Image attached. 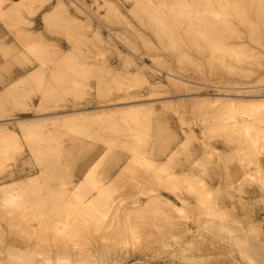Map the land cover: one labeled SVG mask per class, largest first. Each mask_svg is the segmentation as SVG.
Returning <instances> with one entry per match:
<instances>
[{
    "label": "rangeland",
    "instance_id": "rangeland-1",
    "mask_svg": "<svg viewBox=\"0 0 264 264\" xmlns=\"http://www.w3.org/2000/svg\"><path fill=\"white\" fill-rule=\"evenodd\" d=\"M28 1L0 5L11 83L38 71L0 70V264H264V0Z\"/></svg>",
    "mask_w": 264,
    "mask_h": 264
},
{
    "label": "bare ground",
    "instance_id": "bare-ground-1",
    "mask_svg": "<svg viewBox=\"0 0 264 264\" xmlns=\"http://www.w3.org/2000/svg\"><path fill=\"white\" fill-rule=\"evenodd\" d=\"M6 1V0H5ZM8 1V3H9V7H7V8H4V9H7V10H5L6 11V14H7V12L9 13V11H11V12H13V10H17V9H19L20 7H23V6H26L28 3L27 2H29L28 0H7ZM10 1V2H9ZM33 1V0H32ZM219 1V0H218ZM2 2H4V0H0V5H1V3ZM37 2V1H36ZM216 2V1H215ZM34 3V2H33ZM41 3V2H40ZM43 3H44V0H43ZM218 3V2H217ZM3 4V3H2ZM11 5V6H10ZM39 5V4H38ZM258 5H259V3H258ZM4 7V6H3ZM6 7V6H5ZM28 7H31L30 6V4H29V6H27V8ZM25 8V7H24ZM23 8V9H24ZM4 9H2V10H4ZM22 9V8H21ZM39 9V8H38ZM37 9V10H38ZM2 10H1V12H2ZM27 10V9H26ZM60 10V8L58 7V6H56V7H53V9H51L50 11H48V12H44V16H45V18H46V20L47 19H56L58 16H57V14L59 13L58 11ZM63 10V9H62ZM29 11V10H28ZM0 12V14L2 15V13ZM15 12V11H14ZM5 13V12H4ZM3 13V15H5ZM16 14V13H15ZM30 14V13H29ZM13 14H11V16H12ZM8 16V15H7ZM10 16V15H9ZM10 16V17H11ZM15 15H13V17H14ZM44 16H42V18L44 17ZM60 16V15H59ZM5 17V16H4ZM17 17V16H16ZM1 20V19H0ZM5 20H6V17H5ZM52 20H51V22H52ZM57 20V19H56ZM8 21H10V20H8ZM18 21H20V19L18 20ZM26 21V20H25ZM42 21H43V19H42ZM60 21V20H59ZM2 23H3V19H2V21H1ZM21 22V21H20ZM24 22V21H23ZM44 22V21H43ZM47 22H49L48 20H47ZM9 23V22H8ZM54 24V23H53ZM3 25H4V23H3ZM6 25V24H5ZM4 27V26H3ZM6 28V27H5ZM7 30V29H6ZM8 32V31H7ZM26 33V32H25ZM37 33L36 32H33V34H31V32H30V34L28 35L29 37H28V39H29V42H28V39H26L24 36L26 35H21V36H23L22 37V40L21 41H24V45H26L27 47L28 46H32V45H35L36 43H37V40H35L36 42L34 43V35H36ZM39 34V33H38ZM96 35H98L97 33H96ZM16 36V35H15ZM32 36V37H31ZM37 36V35H36ZM35 36V37H36ZM39 36V35H38ZM14 37V36H13ZM27 37V36H26ZM20 38V37H19ZM42 38V37H41ZM41 38L39 39V40H41ZM43 40V39H42ZM17 41V40H16ZM29 43V44H28ZM32 45H31V44ZM38 43H39V41H38ZM40 43H42V42H40ZM18 44H19V42H18ZM5 46V45H4ZM4 46H3V48H4ZM8 46V45H7ZM41 46V45H40ZM39 46V44H38V47H40ZM6 47V46H5ZM26 47V48H27ZM42 47V46H41ZM54 47V46H53ZM8 48V47H7ZM24 48V47H23ZM56 48V47H55ZM58 48V47H57ZM56 48V49H57ZM0 49H2V45H1V48ZM14 49V48H13ZM12 49V50H13ZM39 49V48H38ZM37 49V50H38ZM48 49V48H47ZM49 49H51V48H49ZM48 49V50H49ZM53 50H54V48H52ZM4 49H2V51H3ZM11 50V49H10ZM29 50H31V48L29 49ZM39 50H41V49H39ZM38 50V51H39ZM58 50V49H57ZM6 51V50H5ZM46 51V50H45ZM55 51V50H54ZM8 51H6L5 52V55L4 56H10L8 53H10V52H8ZM32 52L34 53H36L37 54V52H36V50L35 51H33L32 50ZM40 52V51H39ZM51 52H52V50H51ZM6 53H7V55H6ZM34 53V54H35ZM48 53V52H47ZM46 53V54H47ZM60 53V52H59ZM62 53V52H61ZM40 54H43L42 52H40ZM63 55V54H62ZM34 56V55H33ZM32 56V57H33ZM39 56V55H38ZM48 56V55H47ZM1 57H3V56H1ZM5 58V57H4ZM4 58H2V59H4ZM7 58V57H6ZM46 58V57H45ZM42 59V58H41ZM49 60H51V59H49ZM58 60V59H57ZM63 60V59H62ZM64 61V60H63ZM39 62V61H38ZM39 63H41V62H39ZM54 63V62H53ZM13 64V63H12ZM55 64V63H54ZM43 66V65H42ZM63 66V65H62ZM148 67V66H147ZM53 68V67H52ZM55 68V67H54ZM38 69V68H37ZM58 69V68H57ZM35 68L34 69H31V70H29L28 72H25V73H23V74H21L22 76H20V77H18L17 78V80L16 81H14V82H12L11 84H9L8 85V87H6L7 89L8 88H10V87H13V86H17V85H21V84H23V85H25V84H29L31 81H32V77L34 76V74L33 73H36L35 72ZM54 70V69H53ZM53 70H51V71H53ZM59 70V69H58ZM37 71V70H36ZM38 72V71H37ZM70 72V71H69ZM59 73V72H58ZM140 73V72H139ZM138 72H136V74L138 75L139 74ZM64 74H66L65 72H64ZM170 74V73H169ZM36 75V74H35ZM38 75V74H37ZM49 75H52V74H49ZM139 75H141V73L139 74ZM55 75H53V77H54ZM70 76V75H69ZM32 78V79H31ZM29 79H31V80H29ZM170 79V78H169ZM39 80V79H38ZM54 80V79H53ZM173 79H170V81H168L170 84L172 83V86L174 87L176 84H174L173 83V81H172ZM30 81V82H29ZM35 81V80H34ZM57 81L59 82V80L57 79ZM29 82V83H28ZM39 82V81H38ZM45 83V82H44ZM60 83V82H59ZM39 84V83H38ZM174 84V85H173ZM40 85V84H39ZM125 85H127V84H125ZM151 85V84H150ZM40 86H42V85H40ZM48 86V85H47ZM24 87V86H23ZM46 87V86H45ZM49 87V86H48ZM28 88V87H27ZM37 88V87H36ZM54 88V87H53ZM127 88V87H126ZM7 89H5V90H7ZM29 89V88H28ZM49 89V88H48ZM8 90H11L12 91V88L11 89H8ZM7 90V91H8ZM25 90V89H24ZM23 90V91H24ZM45 90V89H44ZM57 90V89H56ZM11 91H9V92H11ZM27 91V90H26ZM41 91H43V90H41ZM48 91V90H47ZM15 92V91H14ZM13 92V93H14ZM16 93V92H15ZM15 93L13 94V95H15ZM22 93V92H21ZM20 93V94H21ZM41 93V92H40ZM39 93V94H40ZM42 93H44L45 94V92H42ZM49 93V92H48ZM52 93V92H51ZM243 93V92H242ZM241 93V94H242ZM23 94V93H22ZM73 94H75V93H73ZM18 95H19V93H18ZM43 95V94H42ZM17 96V95H16ZM41 96V95H40ZM195 96V95H194ZM197 96V95H196ZM223 96V95H222ZM226 96V95H225ZM11 97V96H10ZM15 97V96H14ZM13 97V98H14ZM21 97V96H20ZM19 97V98H20ZM199 97H205L204 95H200ZM12 98V97H11ZM18 98V97H17ZM18 98V99H19ZM51 98H53V97H51ZM74 98H76V97H74ZM196 98V97H195ZM202 98V99H203ZM206 99H207V96L205 97ZM204 98V99H205ZM221 98H223V97H221ZM135 99V98H134ZM199 99L200 98H198L197 99V101L198 102H201L202 100L200 99V101H199ZM217 99H218V97H217ZM225 99H227V96L225 97ZM12 100V99H11ZM53 100V99H52ZM14 101H16V99L14 100ZM14 101H13V103H14ZM196 100L194 101V103L196 104V102H197ZM222 101V100H221ZM223 101H225L224 99H223ZM222 101V104L224 103ZM233 101H235V100H232V103H234ZM238 103L237 104H239V102L240 103H246V102H244V101H248V102H250V105H252L253 104V106H255L254 105V103H260V101H264V99H262V98H259V99H252V100H244V101H242V100H236ZM54 102H55V100H54ZM17 103V102H16ZM38 103H40V102H38ZM202 103V102H201ZM252 103V104H251ZM18 104V103H17ZM198 104V103H197ZM200 104V103H199ZM221 104V103H220ZM219 104V105H220ZM260 104H264V103H260ZM14 105V104H13ZM16 105V104H15ZM38 105V104H37ZM37 105H33L32 106V108L34 109V110H37V109H39V110H41V109H43L42 107H41V109L40 108H38L39 107V105L37 106ZM234 105V104H233ZM244 105V104H243ZM243 105H241L242 107H243ZM259 105V104H258ZM236 107H240L239 105H235ZM255 107H257V106H255ZM20 108V107H19ZM53 108V107H52ZM145 108V107H144ZM46 109H48V108H46ZM45 109V110H46ZM44 110V109H43ZM139 110V109H138ZM138 110H136V112L138 111ZM144 110V109H143ZM133 111V110H132ZM150 111V110H149ZM97 112V111H96ZM94 110H93V112H89V110H82V109H75V110H73V111H71V112H68V113H62V114H56L54 117H52V118H57L58 120V122H63V121H65V122H69V123H76V122H78V123H83V122H87V121H91V122H93V120L95 119V118H97V119H100L101 117H99L100 116V114L101 113H96ZM118 112V111H117ZM94 113H96V114H94ZM138 113L139 112H137V115H138ZM149 113V112H148ZM94 114V115H93ZM113 114V113H112ZM117 114V113H116ZM123 114V113H122ZM135 114V113H134ZM141 114V113H140ZM145 115V113H143L142 112V115L141 116H144ZM150 114V113H149ZM148 114V115H149ZM64 115V116H63ZM103 115H104V113H103ZM120 115V114H119ZM129 115V114H128ZM131 115V114H130ZM137 115H135V116H137ZM95 118H94V117ZM108 116H109V114H108ZM107 116V117H108ZM141 116H140V118H141ZM147 116V115H146ZM117 117V116H116ZM120 117H122V116H120ZM120 117H119V119H120ZM30 118H34V117H21V118H17L16 119V125H15V129H20V131L21 132H23V131H29L30 130V128L33 126V124H31L30 123V121H32ZM51 118V119H52ZM110 118V117H109ZM137 118H138V116H137ZM103 119V118H102ZM114 119V118H113ZM135 119H136V117H135ZM56 120V119H55ZM63 120V121H62ZM104 121V120H103ZM137 121V120H136ZM56 122V121H55ZM64 123V122H63ZM139 123V122H138ZM62 126V125H61ZM143 126V125H142ZM135 128V127H134ZM7 139V138H6ZM9 140H11V138L9 139L8 138V141ZM6 141V140H5ZM5 143H7V141L5 142ZM8 144V143H7ZM131 150V149H130ZM132 156H134V155H132ZM136 162V161H135ZM127 165V164H126ZM125 167V166H124ZM92 168V167H91ZM125 170V169H124ZM260 170V169H259ZM89 171V170H88ZM87 171V172H88ZM90 173V172H89ZM259 173V172H258ZM263 174V176H264V173H262ZM261 174V175H262ZM85 175H88V173H85ZM89 176V175H88ZM30 177V176H29ZM83 177H87V176H83ZM189 177V176H188ZM183 178H185V177H183ZM183 178H182V182H183ZM190 178V177H189ZM193 178V177H192ZM263 178V177H262ZM83 179V178H82ZM85 179V178H84ZM89 179H90V181L92 180V178L91 177H89ZM88 179V180H89ZM187 179V178H186ZM87 180V178L85 179V180H80L78 183H76L75 184V188H77L78 189V191H80V189H82L83 188V185L85 184V183H87V182H89ZM189 180V179H188ZM197 180V179H196ZM94 181H95V179H94ZM193 181V180H192ZM178 182V181H177ZM90 183V182H89ZM88 183V184H89ZM95 183V182H94ZM97 183V182H96ZM196 183V182H195ZM194 183V184H195ZM92 184V183H91ZM90 184V185H91ZM183 184H184V182H183ZM94 185V187H96L95 186V184H93ZM99 185V184H98ZM189 185H190V183H189ZM197 185V184H196ZM93 187V188H94ZM107 187V186H106ZM98 188V187H97ZM108 188V187H107ZM169 188V187H168ZM194 188V187H193ZM76 190L74 189V192H75ZM77 191V192H78ZM100 192V191H99ZM108 192V191H107ZM90 193V192H89ZM102 193H103V191H102ZM96 195V194H95ZM104 196V195H103ZM106 196V195H105ZM95 198H96V196H94ZM75 198V197H74ZM76 199V198H75ZM178 201H179V199H178ZM177 201V202H178ZM181 203V202H180ZM164 204V208L162 207V206H160V205H163ZM165 205H170V206H172V205H174V202L172 201V200H170V199H168V198H166V197H164V198H160L159 196H153V197H151V199H150V201H149V203L147 204V206L149 207V208H152V209H154V208H156V209H160V210H163V209H167V208H165ZM166 207H168V206H166ZM173 207V206H172ZM170 208L171 207H169V209H167V210H170ZM164 211V210H163Z\"/></svg>",
    "mask_w": 264,
    "mask_h": 264
},
{
    "label": "crops",
    "instance_id": "crops-1",
    "mask_svg": "<svg viewBox=\"0 0 264 264\" xmlns=\"http://www.w3.org/2000/svg\"><path fill=\"white\" fill-rule=\"evenodd\" d=\"M39 15H40V17H39V20L37 21L38 24L41 23V14H39ZM1 32H5L2 25H0V33ZM7 37H8L7 32H5L4 34H0V43L2 45H5V46H7V45L10 46L11 43H9L8 41L5 40ZM3 39L5 42H2ZM58 43H61V41H58ZM0 70H5V72H3V71L1 72V75H5L6 86H7L8 84L11 83V80L13 79L12 76L15 75V70H14V67H13L11 61L8 60V58L5 61L4 59H2L1 55H0ZM216 148L218 150H221L223 147H222V145L217 144ZM224 151H228V150L225 149ZM212 177H213V183L217 182L216 176H212Z\"/></svg>",
    "mask_w": 264,
    "mask_h": 264
}]
</instances>
